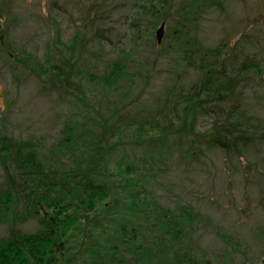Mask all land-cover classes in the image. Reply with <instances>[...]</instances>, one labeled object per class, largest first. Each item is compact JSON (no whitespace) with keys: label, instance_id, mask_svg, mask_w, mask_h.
Masks as SVG:
<instances>
[{"label":"trees","instance_id":"obj_1","mask_svg":"<svg viewBox=\"0 0 264 264\" xmlns=\"http://www.w3.org/2000/svg\"><path fill=\"white\" fill-rule=\"evenodd\" d=\"M231 1L142 0L137 4L142 14L149 16V23L160 19L168 26H176L170 34L180 58L198 78L191 80L187 88L168 94L153 116L117 125L114 133L133 129L135 139L151 140L158 151H163L167 148L165 136L174 135L178 109L187 114L196 112V116L209 115L211 124L204 133L197 134L196 125L192 128L195 136H201L198 142L205 144L199 152L218 150L225 167L246 187L257 190L264 216V97L258 92L247 98L243 89H238L239 84L251 80H257L260 89L264 86V59L255 52L259 38L244 32L231 43L233 33H225L210 47L199 35L205 21L229 12ZM161 8L166 10L164 17H159ZM94 11L89 22L97 25L102 15ZM257 21L264 22V13H258L253 19ZM134 24L138 19L131 23ZM111 32V28L101 26L93 30L91 38L101 51L102 42L111 40ZM84 36V31H76L70 43H65L55 23L43 61H37L36 56L32 59L36 73L53 79L57 92L74 93L70 86L74 81L67 71L72 61L89 52L88 37ZM0 39L2 54L4 42ZM126 50L122 49L123 54ZM64 51L71 58L54 61L55 56L63 58ZM123 54L107 59L98 74H80L94 86L116 91L117 82L128 73ZM99 127L97 124L88 129L76 121L64 122L46 157L33 139H20L7 131L0 133V264H214L183 241L185 228L190 231L197 214L184 206L175 212L160 201L153 190L158 170L151 162L117 158L112 179L107 175L104 162L109 159V144L113 153L116 144L123 142L112 144L110 136L105 135L108 156L104 159L91 154L88 143L93 142L89 139ZM196 152L195 148L192 160L199 158ZM113 206L128 221L113 228L110 237H102L106 232L103 228L99 239H95L89 223H94L99 214L107 215ZM256 236L264 244V217L263 228Z\"/></svg>","mask_w":264,"mask_h":264},{"label":"rangeland","instance_id":"obj_2","mask_svg":"<svg viewBox=\"0 0 264 264\" xmlns=\"http://www.w3.org/2000/svg\"><path fill=\"white\" fill-rule=\"evenodd\" d=\"M67 1L56 0L52 5L53 0H0V38L4 42V52L0 54V133L7 131L20 139H33L46 157L64 122L76 121L88 129L99 124L89 139L92 145L87 142L89 152L105 159L110 148L109 159L104 162L109 177L116 170L117 158L127 156L137 163L141 158L151 162L158 170L153 190L160 201L177 211L179 207H190L197 214L190 231L185 228L183 241L191 244L198 256L214 264H264V244L256 236L259 228H263L264 217L257 190L246 187L239 176L225 167L218 150L199 152L205 144L198 142L201 136H195L192 128L196 125V133H204L211 124L209 115L196 116V112L187 114L178 109L174 135L165 136L167 148L163 151H158L151 140L135 139L133 129L114 133L117 125L153 116L168 94L197 80L196 72L185 68L170 34L176 26L172 23L168 26L160 19L149 23V16L142 14L137 5L142 0ZM229 7L226 15H214L205 21L199 34L204 43L214 46L225 33H233V43L246 32L251 38L258 36V51H253L264 59V22H253L259 12L264 13V0H232ZM94 10H98V16L102 15V22L97 25L89 22ZM165 11L161 8L159 17H164ZM136 19L138 24L131 25ZM162 22L164 33L158 43L155 33ZM55 23L59 24L65 43H70L76 31H84V38L88 37L89 52L72 61L73 66L67 71L74 81L70 83L74 93L57 92L54 80L37 74L33 65L34 56L43 61L55 33ZM98 26L112 30L111 40L102 42V51L91 38ZM123 48H127L124 54ZM49 50L54 52L52 48ZM120 52L128 63V73L117 82L116 91L94 86L80 74H98L102 64ZM69 57L64 51L63 58L55 56L54 61L63 62ZM238 89H243L247 98L258 92L264 97V86L260 89L257 80L242 82ZM105 135L110 136V143L123 144H116L112 153L111 145L107 149L104 143ZM195 148L199 158L192 160ZM125 221L128 220L113 206L107 215L96 216L88 228L95 239H99L103 228L106 232L102 237H110L113 228Z\"/></svg>","mask_w":264,"mask_h":264},{"label":"water","instance_id":"obj_3","mask_svg":"<svg viewBox=\"0 0 264 264\" xmlns=\"http://www.w3.org/2000/svg\"><path fill=\"white\" fill-rule=\"evenodd\" d=\"M163 33H164V23L162 22L158 28V30L155 33V37H156V41L158 43L161 42L162 37H163Z\"/></svg>","mask_w":264,"mask_h":264}]
</instances>
